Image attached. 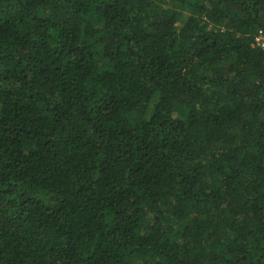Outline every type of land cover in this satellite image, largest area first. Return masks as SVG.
I'll use <instances>...</instances> for the list:
<instances>
[{"label":"trees","instance_id":"16d2710c","mask_svg":"<svg viewBox=\"0 0 264 264\" xmlns=\"http://www.w3.org/2000/svg\"><path fill=\"white\" fill-rule=\"evenodd\" d=\"M264 0H0V264H264Z\"/></svg>","mask_w":264,"mask_h":264},{"label":"built area","instance_id":"2783aa9c","mask_svg":"<svg viewBox=\"0 0 264 264\" xmlns=\"http://www.w3.org/2000/svg\"><path fill=\"white\" fill-rule=\"evenodd\" d=\"M256 45L264 50V30H261L255 37Z\"/></svg>","mask_w":264,"mask_h":264}]
</instances>
